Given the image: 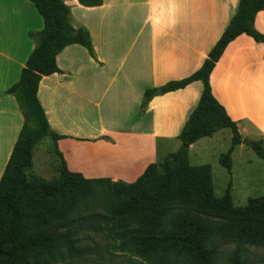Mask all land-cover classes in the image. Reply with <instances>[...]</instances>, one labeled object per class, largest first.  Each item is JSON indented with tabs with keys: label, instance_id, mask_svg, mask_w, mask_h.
<instances>
[{
	"label": "trees",
	"instance_id": "16d2710c",
	"mask_svg": "<svg viewBox=\"0 0 264 264\" xmlns=\"http://www.w3.org/2000/svg\"><path fill=\"white\" fill-rule=\"evenodd\" d=\"M44 23L30 37L39 43L27 59L20 80L6 93L13 95L24 124L0 181V264H248L247 247L264 250V196L235 207L227 190L214 194L209 165L192 166L189 146L204 137L230 129L232 144L220 164L229 171L232 153L242 144L237 124L217 101L211 74L226 47L241 35L264 43L255 28L264 0H240L224 33L202 67L181 80L145 90L139 113L159 94L185 89L200 81L203 91L179 140L184 147L171 154L172 172L160 176L157 163L148 166L134 183L86 179L68 170L63 161L59 181L29 178L33 149L43 139L55 144L63 136L49 125L38 99L43 77L60 73L56 58L66 47L79 44L97 59L89 31L72 25L63 0H30ZM99 7L103 0H78ZM264 160L262 140L250 142ZM231 184H229V189ZM97 201V202H95ZM99 206L104 213L88 215ZM233 245L228 253L222 248Z\"/></svg>",
	"mask_w": 264,
	"mask_h": 264
},
{
	"label": "crops",
	"instance_id": "0c3cea01",
	"mask_svg": "<svg viewBox=\"0 0 264 264\" xmlns=\"http://www.w3.org/2000/svg\"><path fill=\"white\" fill-rule=\"evenodd\" d=\"M63 1L72 25L89 31L97 59L79 44L66 47L56 58L61 72L43 77L38 99L51 130L63 136L57 144L69 171L134 183L159 160L161 149L170 153L168 148L182 143L178 136L203 84L159 94L140 114L145 90L199 70L240 0H103L99 7ZM43 27L30 0H0V181L24 124L16 98L6 91L20 80L39 43L29 33ZM255 28L264 34V10L256 15ZM210 82L242 141L264 144V43L237 37ZM244 147L242 142L233 153ZM229 184L233 187L234 175Z\"/></svg>",
	"mask_w": 264,
	"mask_h": 264
},
{
	"label": "rangeland",
	"instance_id": "374dc122",
	"mask_svg": "<svg viewBox=\"0 0 264 264\" xmlns=\"http://www.w3.org/2000/svg\"><path fill=\"white\" fill-rule=\"evenodd\" d=\"M215 134H213L214 136L202 138L196 144L194 143L193 148L188 151L190 165H210L214 176L215 196L221 198L228 190L235 207L246 206L249 199L264 196V160L257 156L251 145H249L250 142L245 143L244 149L240 151L236 149L233 153V166L230 172L220 164L219 159L231 147L232 139H230V135L232 132L230 129H225L218 135ZM173 147L168 148L171 151L170 153L163 149L159 153V160H157L159 162H156V169L160 176H167L168 173L172 172L175 163L170 159V156L183 148L184 144L179 143L176 147ZM62 159L65 161L59 151L58 144H55L51 138L43 139L33 149V165L27 170V176L29 178H39L46 182L59 181L63 171ZM232 175H234V185L229 189ZM101 213H104V210L99 206H95L88 215H99ZM233 248V245H226L222 250L228 253ZM245 257L248 264H264L263 249L247 247ZM67 264H83V262L71 261Z\"/></svg>",
	"mask_w": 264,
	"mask_h": 264
},
{
	"label": "water",
	"instance_id": "95a60500",
	"mask_svg": "<svg viewBox=\"0 0 264 264\" xmlns=\"http://www.w3.org/2000/svg\"><path fill=\"white\" fill-rule=\"evenodd\" d=\"M243 143H249L247 140H244Z\"/></svg>",
	"mask_w": 264,
	"mask_h": 264
}]
</instances>
